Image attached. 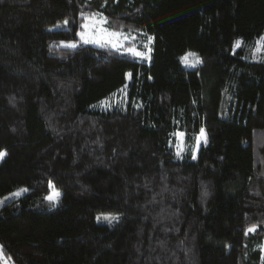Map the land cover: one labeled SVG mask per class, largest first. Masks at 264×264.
Instances as JSON below:
<instances>
[{"label": "trees", "instance_id": "trees-1", "mask_svg": "<svg viewBox=\"0 0 264 264\" xmlns=\"http://www.w3.org/2000/svg\"><path fill=\"white\" fill-rule=\"evenodd\" d=\"M82 12L149 60L80 42ZM261 35L264 0H0L4 259L264 264ZM188 52L202 63L182 64Z\"/></svg>", "mask_w": 264, "mask_h": 264}, {"label": "snow or ice", "instance_id": "snow-or-ice-1", "mask_svg": "<svg viewBox=\"0 0 264 264\" xmlns=\"http://www.w3.org/2000/svg\"><path fill=\"white\" fill-rule=\"evenodd\" d=\"M81 17L85 23L81 25V31L77 32V36L79 37L80 42L84 44H96L99 47H105L110 46L112 50L120 51L124 44L127 42V34L124 33L123 30L116 31V30H109L106 25L109 23L107 17L103 16V13H93L91 15H85L83 12L81 13ZM69 23L68 20L64 21V25H67ZM152 37H148V42L150 43L152 41ZM258 47L255 49V52H260L262 49H264V35H261L257 40ZM77 42L70 41L65 42L61 41L59 44V47L63 48H70L74 49L76 48ZM241 46V41L237 40L233 43L234 48H238ZM51 47V46H50ZM147 47V45H145ZM126 52L130 53L134 57H140L144 58L146 56V53L143 51H139L138 48H127L125 49ZM151 51V49H149ZM180 61L182 64L190 65L191 67H196V65L202 63L200 57L196 53H185L184 56L180 57ZM131 75V74H129ZM103 103V102H102ZM178 137H183L185 134L180 132L176 133ZM207 143L205 130L203 128L200 129L199 136L196 137V144L195 148L198 149L201 142ZM177 155L180 154V151H182V147L180 144L177 145ZM6 156V152L4 150H0V159H3ZM196 158L195 151H193V159ZM48 187L50 189V192L47 196L44 197L46 201L49 202L50 205L55 206L58 202V199L60 197V192L55 189V185L52 181L48 182ZM21 191H26V189H22ZM11 196H18L20 195V192H14L10 193ZM7 199V197H5ZM107 220L109 224H111L113 221L118 220V215H100L97 216V220ZM256 230V226L249 227L246 230V234L248 232H253ZM8 259H11L10 257ZM0 261H3V264H7V260L3 257V249L0 247Z\"/></svg>", "mask_w": 264, "mask_h": 264}, {"label": "rangeland", "instance_id": "rangeland-1", "mask_svg": "<svg viewBox=\"0 0 264 264\" xmlns=\"http://www.w3.org/2000/svg\"><path fill=\"white\" fill-rule=\"evenodd\" d=\"M86 22V21H85ZM127 37H128V39H127V42L130 40V38H132V37H130L128 34H127ZM145 45H147V47H145ZM145 45H143V46H139V45H137V44H129V45H126V43L124 44V47H123V49L125 50V49H127V48H133V47H135V48H138V50L139 51H143V52H145L146 53V56L144 57V58H140V57H137V58H140V59H147V60H149V56H150V51H149V49H151L150 48V46L148 45V44H145ZM189 53V52H188ZM191 53H193V52H191ZM185 55V54H184ZM183 55V56H184ZM185 65V64H184ZM185 66H187V67H191L190 65H185ZM199 136V135H198ZM175 141H176V144H175V151H176V153H177V145L178 144H180V146L182 147V151H180V153H182L183 151H184V148H185V146H184V142H183V137H178L176 134H175ZM201 143H203V141L201 142ZM196 148H195V146H194V150L193 151H195L196 152ZM3 159H0V162L2 161ZM57 190V189H56ZM58 191V190H57ZM20 193H21V191H19ZM13 193V192H12ZM5 197H7V199H5ZM1 201L2 202H7V201H10L11 199H13V197L14 196H11L10 195V193L9 194H7L6 196H5ZM1 202V203H2ZM0 262H3V261H0ZM1 264V263H0ZM3 264V263H2ZM7 264H10L9 262H7Z\"/></svg>", "mask_w": 264, "mask_h": 264}]
</instances>
